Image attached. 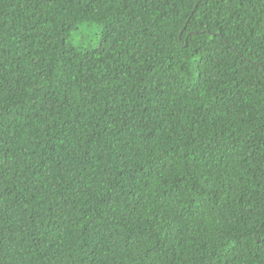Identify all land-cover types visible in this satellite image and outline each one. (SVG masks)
I'll list each match as a JSON object with an SVG mask.
<instances>
[{
    "label": "trees",
    "instance_id": "trees-1",
    "mask_svg": "<svg viewBox=\"0 0 264 264\" xmlns=\"http://www.w3.org/2000/svg\"><path fill=\"white\" fill-rule=\"evenodd\" d=\"M0 264H264V0H0Z\"/></svg>",
    "mask_w": 264,
    "mask_h": 264
}]
</instances>
